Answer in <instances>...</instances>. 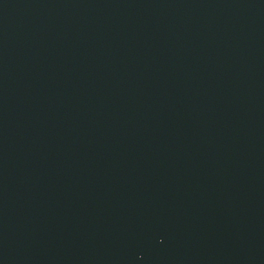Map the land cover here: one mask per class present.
Returning a JSON list of instances; mask_svg holds the SVG:
<instances>
[{"label":"water","instance_id":"1","mask_svg":"<svg viewBox=\"0 0 264 264\" xmlns=\"http://www.w3.org/2000/svg\"><path fill=\"white\" fill-rule=\"evenodd\" d=\"M0 264H264V0H0Z\"/></svg>","mask_w":264,"mask_h":264}]
</instances>
